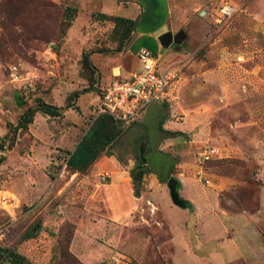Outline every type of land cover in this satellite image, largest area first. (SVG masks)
I'll return each mask as SVG.
<instances>
[{
  "label": "rangeland",
  "instance_id": "rangeland-1",
  "mask_svg": "<svg viewBox=\"0 0 264 264\" xmlns=\"http://www.w3.org/2000/svg\"><path fill=\"white\" fill-rule=\"evenodd\" d=\"M157 1L150 24L163 17ZM132 2L0 0V141L7 123L16 125L37 99L63 113L47 124L33 120L11 148L8 142L0 148V247L33 264H109L112 257L118 264H264V0H168V29L186 38L170 51L146 43L160 64L181 73L178 100L163 125L177 134L158 148L177 160L172 174L187 209L171 202L167 184L154 198L142 181L134 195L135 133L112 122L114 133L122 131L106 151L112 155L102 154L84 172L67 167V153L98 115L97 94L67 99L93 79L81 68L82 55L97 66L127 47L132 34L118 51L114 23L101 15L128 17L136 11ZM224 2L237 11L219 20ZM67 7L75 12L64 28ZM12 65L21 79L11 77ZM205 145L222 158L198 163ZM110 158L131 182L117 198L106 176ZM147 199L158 211L143 223L137 209ZM33 227L34 237L24 240Z\"/></svg>",
  "mask_w": 264,
  "mask_h": 264
},
{
  "label": "trees",
  "instance_id": "trees-1",
  "mask_svg": "<svg viewBox=\"0 0 264 264\" xmlns=\"http://www.w3.org/2000/svg\"><path fill=\"white\" fill-rule=\"evenodd\" d=\"M72 12H75V10L70 9L69 7L64 10L62 27L66 28L70 26L71 21H67V17L69 18L70 13ZM101 16L103 19H111L113 21L114 33L119 36L117 50L120 51L121 47L130 39L131 34L134 32L137 20L119 16L109 17L103 14ZM81 68L83 70H88L93 79L88 80V89L71 93L67 97L70 102L75 101L80 95L94 90L93 85L96 81L93 75L95 74L96 69L92 65L88 53H83L82 55ZM167 107L168 106L164 104L153 105V108L146 112L142 121L132 123L126 127L127 130L135 133V141L140 156V162L138 163L140 166L136 164L135 168L129 171V176L132 179V185L134 188V195L140 192L142 188V179L146 174H154L157 177L158 182L164 185L168 184L173 178L172 173L177 164V160L169 152H164L158 148L163 140L177 134L176 132L168 131L163 128V125L168 118ZM36 113H40L43 116H48L50 118L63 116L60 108L48 104L41 99H37L35 106L28 107L20 115L16 125L12 126L10 123H7L6 126L8 132L0 141V148H4L6 142H8V148H11L14 144L16 133H21L27 130L28 125L33 122ZM109 122H112V120L105 114H99L94 118L89 129L81 137L75 149L72 152L67 153L65 159L67 167L77 172H84L90 165L95 163L102 154L105 156L112 155L111 153H106V151L116 142L122 131L119 130L117 133H114L109 127ZM142 158H145L146 161L143 162ZM151 158L156 159L161 166L154 164V161H152ZM143 168H146L147 170L143 171ZM139 172L142 173V177L135 180ZM35 231L36 227L26 231L23 235V239L26 240L33 238ZM0 258L5 259L4 261L9 264H33L27 261L23 256L1 247Z\"/></svg>",
  "mask_w": 264,
  "mask_h": 264
},
{
  "label": "built area",
  "instance_id": "built-area-1",
  "mask_svg": "<svg viewBox=\"0 0 264 264\" xmlns=\"http://www.w3.org/2000/svg\"><path fill=\"white\" fill-rule=\"evenodd\" d=\"M237 8L224 2L219 7V20L229 19ZM139 69L133 71L129 77H115L109 83L97 88V114H105L119 127L126 128L132 123L142 121L147 109L151 105H167L178 100L180 71L173 66L161 68L158 58L145 49L136 54ZM10 75L19 80L22 75L16 65L10 66ZM221 152L212 145H205L196 154V160L204 164L221 159ZM158 211L152 200L144 201L137 209L138 219L146 223L147 216H154ZM120 258L112 257L109 264H118Z\"/></svg>",
  "mask_w": 264,
  "mask_h": 264
},
{
  "label": "crops",
  "instance_id": "crops-1",
  "mask_svg": "<svg viewBox=\"0 0 264 264\" xmlns=\"http://www.w3.org/2000/svg\"><path fill=\"white\" fill-rule=\"evenodd\" d=\"M158 2L159 1H157V0H136V2L130 3L131 7L135 8L136 11L132 15H129L128 17H125V18L137 20L135 30L132 33V38H131L129 44L127 45V47L124 50H122V52H119L118 55L117 54H116V56L115 55L114 56L109 55V56H105V57H101V58L97 59L98 60L97 66L93 65V63H92V65L96 69L95 73L97 76V81H96V84L94 85L96 90L95 91L92 90L88 93L83 94V95H86L85 98L88 95L98 94L97 93L98 86H103V85L109 83L115 77L127 78V77H129V75L133 71L138 70L140 65H139V62L137 60L136 54L138 53V51L140 49H145L148 51V49L146 48V43H152L154 41L156 50H159V48L162 47L158 41V37L160 35H162V33L164 32V31L163 32L161 31V29H162L161 27L164 26L166 28L165 33L171 32L173 35L176 34V33H173L171 29H168V26L166 24V20H167V17L169 15V11H170L168 0H162L163 6L161 7V11L163 12V17L160 18L159 20H156V24L155 23H153V24L149 23L154 18L157 19V16L155 14L156 11L154 9H157ZM148 10H153V12L149 11V13H148ZM142 23L145 25H148L147 26L148 28H144L143 30H138L137 27H139ZM179 47L180 46H175L173 48H165V49H168L170 51V49H178ZM150 53H152V52H150ZM171 57H172V55L168 52L167 59L169 61H170ZM158 61H159V59H158ZM159 65L161 68H167L170 66L168 64L163 66L162 64H160V61H159ZM71 93H73V92H71ZM79 97H81V95ZM95 98H96V96H95ZM78 99L79 98H77V101H78ZM93 100H94V98H93ZM77 104H78V102H77ZM151 106H153V105H151ZM151 106H149L147 111L150 109ZM58 108H60V107H58ZM60 110L62 111L61 108H60ZM70 111H72V108H70ZM40 115H42V114H40V113L35 114L34 123H36L37 119L39 118L47 124V121L50 117H48V116L42 117L43 115L42 116H40ZM62 115H63V113H62ZM112 124L117 125L113 122H112ZM77 144L78 143H76L74 145L73 149H71L70 152H72L75 149ZM108 160L111 161V163H110V169L111 170L110 171L112 172V174L111 175L106 174V176H108V178L111 179L110 185L112 186V189H113L112 192L110 193V195L112 194L114 197L117 198V196H119L122 191L131 190V182H130V178L128 179L120 171V167L118 166L115 159L110 158ZM142 181L144 182L146 190L149 193H151L154 196V198H156V195L162 194L163 192H166L165 191L166 190L165 185L160 184L157 180V177L154 174L144 175Z\"/></svg>",
  "mask_w": 264,
  "mask_h": 264
},
{
  "label": "water",
  "instance_id": "water-1",
  "mask_svg": "<svg viewBox=\"0 0 264 264\" xmlns=\"http://www.w3.org/2000/svg\"><path fill=\"white\" fill-rule=\"evenodd\" d=\"M185 38H186L185 32L183 30H180L175 35H173L171 32L163 33L162 35H160L158 37V41L163 48H173L175 46H180ZM119 128L125 129L122 127H119ZM142 161L145 162L146 159L142 158ZM141 177H142V173L139 172L137 174V177L135 178V180H138ZM179 186H180V182L175 178H172L170 180V182H168L167 187H168V191H169V197L171 199V202L175 206H177L181 209H187L188 208V202L186 200L180 198V196H179ZM139 194H140V192H138L136 195L139 196Z\"/></svg>",
  "mask_w": 264,
  "mask_h": 264
},
{
  "label": "flooded vegetation",
  "instance_id": "flooded-vegetation-1",
  "mask_svg": "<svg viewBox=\"0 0 264 264\" xmlns=\"http://www.w3.org/2000/svg\"><path fill=\"white\" fill-rule=\"evenodd\" d=\"M152 108H153V106L150 107V109H152ZM137 153H138V156H139L138 147H137ZM139 158H140V156H139ZM151 159H152V161H154V164H156V165H158V166L160 165L159 162L156 161V159H153V158H151ZM160 166H161V165H160Z\"/></svg>",
  "mask_w": 264,
  "mask_h": 264
}]
</instances>
